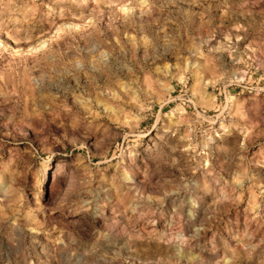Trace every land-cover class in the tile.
Returning a JSON list of instances; mask_svg holds the SVG:
<instances>
[{
	"label": "rangeland",
	"instance_id": "1",
	"mask_svg": "<svg viewBox=\"0 0 264 264\" xmlns=\"http://www.w3.org/2000/svg\"><path fill=\"white\" fill-rule=\"evenodd\" d=\"M0 264H264V0H0Z\"/></svg>",
	"mask_w": 264,
	"mask_h": 264
}]
</instances>
